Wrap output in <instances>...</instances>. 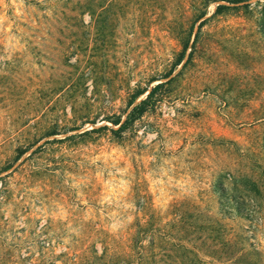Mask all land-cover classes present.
I'll list each match as a JSON object with an SVG mask.
<instances>
[{
  "label": "rangeland",
  "instance_id": "obj_1",
  "mask_svg": "<svg viewBox=\"0 0 264 264\" xmlns=\"http://www.w3.org/2000/svg\"><path fill=\"white\" fill-rule=\"evenodd\" d=\"M0 264H264V0H0Z\"/></svg>",
  "mask_w": 264,
  "mask_h": 264
},
{
  "label": "trees",
  "instance_id": "obj_2",
  "mask_svg": "<svg viewBox=\"0 0 264 264\" xmlns=\"http://www.w3.org/2000/svg\"><path fill=\"white\" fill-rule=\"evenodd\" d=\"M230 1H231V3H238V2H242V1H246V0H230ZM225 8H227V7L224 5H218L216 7L215 13H219V12H221V10H223ZM187 47H188L187 44H185L183 46L175 65L163 75L162 78L166 79V80L161 82V83H158L154 87H152L151 90L149 91V93L146 95V97L130 109V112L128 113L127 118L124 121H121V119L119 117L110 119V123L112 125L118 126L117 130L115 131L116 133H120V132H123L124 130H126L136 118H138L140 115H142L147 110V108H149L151 106V104H149V102L154 97L156 91L158 89H160L161 87L165 86L166 84H168L172 80V78H173L171 76L172 72L177 68V66L183 60L185 53H186V50H187ZM190 56H191V52L188 54V58H190ZM145 91H146L145 89L138 90L135 93V95H133V98L140 96ZM106 128H108V127L102 126L98 129H92V130L95 131V130L106 129ZM110 130L113 131L112 129H110ZM21 154H23V153L21 152Z\"/></svg>",
  "mask_w": 264,
  "mask_h": 264
}]
</instances>
